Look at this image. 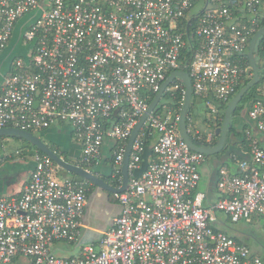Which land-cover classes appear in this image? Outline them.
<instances>
[{
    "label": "built area",
    "instance_id": "obj_1",
    "mask_svg": "<svg viewBox=\"0 0 264 264\" xmlns=\"http://www.w3.org/2000/svg\"><path fill=\"white\" fill-rule=\"evenodd\" d=\"M262 22V0H0V57L19 26L17 42L29 45L0 84V129L69 126L80 147L72 163L92 172L110 139L105 176L120 187L127 140L170 73L187 71L193 94L218 113L251 77L245 56ZM262 77L241 113L248 158L232 154L235 167H219L215 201L200 189L207 156L179 134L185 87L175 77L133 141L127 187L114 193L120 211L99 238L82 242L91 182L61 177L35 151L21 190L0 196V264H264L221 228L264 217V141L252 133H264ZM176 92L178 107L166 100ZM188 130L214 141L213 129ZM66 247L70 255L57 254Z\"/></svg>",
    "mask_w": 264,
    "mask_h": 264
},
{
    "label": "water",
    "instance_id": "obj_2",
    "mask_svg": "<svg viewBox=\"0 0 264 264\" xmlns=\"http://www.w3.org/2000/svg\"><path fill=\"white\" fill-rule=\"evenodd\" d=\"M27 20H28V18L25 21H23L24 24L27 22ZM21 32H22V27L19 26L16 29V33L13 37L15 42H17L20 39ZM263 35H264V25L262 27H260L259 29H257L254 32V34L252 35V37L250 38L249 46H248V50H247V56H248V63H249L250 68H251L250 70H252V77L227 103L226 108L224 109V117H223L221 125L214 128L213 136L216 137V139L213 142L197 141V140H195V138L191 135V133L188 130V125L186 123V117H187L188 111L190 109V105L192 102V95H193L192 82H191V78H190L189 74L185 70H176V71H173L172 73H170V75L167 77V79L163 82L158 93L155 95L153 100L150 102L147 111L141 116V118L137 122L136 126L134 127L131 135L129 136V138L127 140L125 153H124V159H123L122 168H121V170H122V184L120 187H115L112 184L108 183L102 177L96 175L94 172L88 171V170L68 161L63 156L59 155L53 149H51L50 146L46 142H44L36 133H32L30 131L19 130L17 128L7 127V128H1L0 129V137L9 136V137H16V138H21V139L26 140L28 143L35 146L41 152H43L44 154L51 157L53 159V161L58 166H60V174L61 175H66L67 173H72V174H75L79 177H82L84 179L89 180L95 186L96 190H99L100 193L105 192L104 197L108 199V197H107L108 194H106L107 192L119 193V192H122L126 189L127 183H128L129 155H130V151H131L133 141H134L135 137L137 136L138 132L140 131V129L142 128V126L144 125V122H145L146 118L148 117V115L159 108L158 104H159L160 99L164 95L165 88L168 85H170V83L174 80L175 77H179L183 81L184 87H185L184 99H183V103L181 105L180 117H179V122H178L179 134H180L181 138L185 141V143L192 150L201 152V153L205 154L207 157H209V159H207L206 163L204 164L205 166L208 167L207 164H209V166L215 165L213 163V161L211 162V157L215 154H218L219 152H221L224 149L227 132H228V129L232 125L233 113L236 110L238 103L242 100L244 94L249 89H251L254 85L258 84V82H259L260 69L263 65V60L256 58L255 48H256V44H257L258 39ZM247 109L245 110V117H247ZM241 118L243 119L242 116H241ZM65 127H67L68 130L71 129L69 126H65ZM252 133L260 139V142L264 141V133L257 132L255 128L252 129ZM39 134L48 135L47 130L40 131ZM243 154H244L243 158H248L247 157L248 155L246 153H243ZM108 156L109 155H104L103 163ZM207 171H208V169H207ZM207 181L209 184H212L209 175H207ZM93 194H94V192L91 193L90 198L92 197ZM1 196H3V195H1ZM88 199H89V197H88ZM110 225H111V222H110V224H107L105 226V229H107ZM105 229H103V230H105ZM82 242H86V241L83 240Z\"/></svg>",
    "mask_w": 264,
    "mask_h": 264
},
{
    "label": "rangeland",
    "instance_id": "obj_3",
    "mask_svg": "<svg viewBox=\"0 0 264 264\" xmlns=\"http://www.w3.org/2000/svg\"><path fill=\"white\" fill-rule=\"evenodd\" d=\"M199 5H197L192 12L198 11ZM27 18V16L25 17ZM21 39V36H20ZM20 39L18 41H20ZM31 48V44H30ZM29 50V45L22 42H10L6 48L3 50L0 57V84L3 81V76L7 69L10 67V61L12 57L24 56ZM263 76V75H262ZM261 82L257 86L256 90H259ZM255 86V85H254ZM194 108L192 109L190 121L191 128L193 130H198L201 133H206L211 130L214 125H216V119H221V113H216L206 106L205 101L197 100L194 103ZM219 112V111H218ZM205 117V118H204ZM204 118V119H203ZM208 121V122H207ZM218 127V125H217ZM214 129V128H213ZM44 142L48 145L54 146L59 152L65 151L63 155L69 161H74V152H71V143L69 135H57L51 132L50 135L36 133ZM68 150V151H66ZM34 152L35 148L33 145L28 143L26 140L16 137L3 136L0 137V175H4L10 166H19L20 168L28 169L34 163ZM208 172L210 173L211 165L207 164ZM108 164V170H109ZM207 172V173H208ZM208 173V175H209ZM202 182L207 180L206 172L201 171ZM3 177V176H2ZM93 196V195H92ZM112 196V195H111ZM110 196V197H111ZM92 198V197H91ZM93 200V198H92ZM100 228L105 227L104 220L100 222V219H94ZM250 223L238 222L229 223L225 222L226 227L221 225V228L227 231L229 234L239 236L244 242L250 245L252 248H257V251L264 256V217L259 218L256 215L250 217ZM243 231L248 232L246 235H242ZM68 251H56L57 254L67 256L72 252L73 248L67 249ZM74 251L73 254H75Z\"/></svg>",
    "mask_w": 264,
    "mask_h": 264
},
{
    "label": "crops",
    "instance_id": "obj_4",
    "mask_svg": "<svg viewBox=\"0 0 264 264\" xmlns=\"http://www.w3.org/2000/svg\"><path fill=\"white\" fill-rule=\"evenodd\" d=\"M262 11H264V0H262ZM12 42H14V39ZM250 71H251V77H252V70H250ZM51 132L56 133L57 135H62V134L69 135L70 143H71V152H74L73 158L78 156V154L80 153V147H79V144L75 140H73V135H72L71 129L68 130L67 127H65V126H58V127H53L51 129H47L48 135H50ZM152 137L154 138L155 135H152ZM152 143H153V139L151 141L147 142V144H146L145 151L142 155V168H144L146 166L147 162L149 161V159L152 155L151 154ZM113 144H114V141H112L110 139H105L104 145H103V154L104 155H110V151H111L110 148H111V146H113ZM62 151H64V150H62ZM66 151H68V150H66ZM1 163H2V161H0V165H1ZM107 163H108V161H107ZM107 163L102 162L99 165V167H97V169H98L97 171L99 173H102L103 176L107 175V173L110 171V168L108 170V164ZM33 166H34V163L26 170L24 168H20L19 166H10L4 175H0V196L1 195L8 196L11 194L18 193L21 190L24 182L29 178V175L31 173V170L33 169ZM204 166L201 167V170H203V172H206V174L208 175V173H209L207 171L208 168L206 169V168H204ZM229 167H230V169L234 168L235 167L234 163L232 162L229 165ZM59 175L61 177L70 176L68 173L66 175H61L60 172H59ZM208 186L209 185H208L207 180H204V182H202V180H201V185H200L201 190L206 192L208 190ZM93 192H94V194L92 196L93 200H92V198H90L91 194L89 195V199L87 200L88 202H87V206L85 209V218H84V224L86 225V228L84 229V237L82 238V241H83V239L85 241L97 240L99 238L101 232L103 231V229H105V227L100 228L98 226L99 224L94 220L95 218L100 219V222L102 220H104V225L106 226L107 224H110V222L112 223L113 218L120 211V207H119V204H118L116 198L114 199L112 197V199H111L110 196H107L108 197V199H107L104 197L105 196L104 193H100V191L96 190V189H93ZM93 192H91V193H93ZM206 195H207V192H206ZM217 198H218L217 189L213 194H209V196L207 195V200L209 202H213ZM259 218H261V217H259ZM225 230H226V228H225ZM234 236H237V235H234ZM244 243L247 244L246 242H244ZM248 246L264 260V256L261 255L257 251V248L255 249V248H252L250 245H248ZM59 249L61 251H65V250L68 251L67 249H71V247H66L63 250H62V248H59ZM70 254L71 253H69V255Z\"/></svg>",
    "mask_w": 264,
    "mask_h": 264
},
{
    "label": "trees",
    "instance_id": "obj_5",
    "mask_svg": "<svg viewBox=\"0 0 264 264\" xmlns=\"http://www.w3.org/2000/svg\"><path fill=\"white\" fill-rule=\"evenodd\" d=\"M264 25V22H262L259 27H262ZM255 53H256V58L257 59H262L263 60V65L260 69V79H259V82L258 84H256L255 86H253L251 89H249L243 96L242 100L238 103L237 107H236V110L234 111L233 113V119H232V125L231 127L228 129V132H227V136H226V141H225V145H224V149L219 152L218 154H215L211 157V162L213 161V163L215 165H211V170H210V173H209V177H210V180L212 182V184H209L208 183V190L206 191L207 192V195L209 196V194H213L215 191H216V181H217V177H218V169L219 167L222 165V164H228L230 165L233 160L230 159V155H235L236 157L238 158H243L244 154H243V151L247 150V142L245 140V137H244V130L247 126V124L244 122V120L241 118V113L246 110L247 108L250 107V103L252 101V99L254 98L255 94H256V88L257 86L259 85V83L262 81V75L264 73V35L261 36L258 41H257V44H256V48H255ZM185 56H187V59L190 58V51H187V53L185 54ZM245 61H248V56L246 54L245 56ZM251 78H247L245 80H243L239 86L237 87L236 89V93L250 80ZM235 93V94H236ZM167 97V95L165 94L163 99H165ZM167 101H169L170 105L171 106H179L181 101H182V95L180 92H176L175 93V96L174 98H172L171 100L170 99H166ZM197 100H203L205 101L204 99H200L198 97H196L194 94L192 95V102H191V105H190V109L188 111V114H187V117H186V123L187 125L190 124V121L192 120V116H191V112H192V109L194 108V103L197 101ZM226 105L227 103L225 104H219L218 105V110L219 112L218 113H221V119H216V125H214L213 128L220 126L221 123H222V120H223V117H224V109L226 108ZM205 118V117H204ZM203 118V119H204ZM208 122V121H207ZM212 128V129H213ZM214 130V129H213ZM216 139V137H214V140ZM147 142H149V140L146 141V144ZM51 149H53L54 151H56V153H58L59 155L63 156L64 155V151H61L59 152L54 146L52 145H49ZM35 150L39 153H43L41 152L39 149H37L35 146H34ZM64 152V153H63ZM67 159V158H65ZM207 159H209V157H207ZM68 160V159H67ZM69 161V160H68ZM97 168H95L93 171L94 173L97 172L96 170ZM70 176L72 177H76V178H81L75 174H72V173H68ZM102 177L103 179H106V176H100ZM111 184L115 185L116 182H111ZM89 191H88V197L89 195L91 194V192H93V189H95V186L90 183L89 185ZM227 232V231H226ZM236 240H238L239 242H243L238 236H235Z\"/></svg>",
    "mask_w": 264,
    "mask_h": 264
},
{
    "label": "flooded vegetation",
    "instance_id": "obj_6",
    "mask_svg": "<svg viewBox=\"0 0 264 264\" xmlns=\"http://www.w3.org/2000/svg\"><path fill=\"white\" fill-rule=\"evenodd\" d=\"M56 152V151H55ZM64 158H66V157H64ZM70 162H72V161H70ZM106 180V179H105ZM108 183H110L111 184V179H109V178H107V180H106ZM113 185V184H112ZM114 186V185H113ZM105 193V192H104ZM106 194H108V196H111V199H112V197L115 199V196H114V193H110V192H107ZM248 232H246V231H243V234L242 235H246ZM241 239V238H240ZM242 240V239H241ZM263 260V259H262ZM263 262H264V260H263Z\"/></svg>",
    "mask_w": 264,
    "mask_h": 264
}]
</instances>
